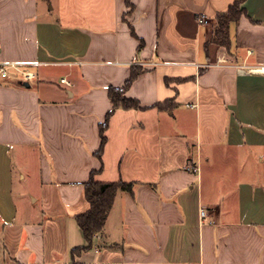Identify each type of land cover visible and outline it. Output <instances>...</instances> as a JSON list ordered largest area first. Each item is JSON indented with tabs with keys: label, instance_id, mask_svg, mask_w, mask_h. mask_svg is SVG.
Wrapping results in <instances>:
<instances>
[{
	"label": "crops",
	"instance_id": "1",
	"mask_svg": "<svg viewBox=\"0 0 264 264\" xmlns=\"http://www.w3.org/2000/svg\"><path fill=\"white\" fill-rule=\"evenodd\" d=\"M237 1L0 0V62L36 74H0V264H264V75L216 65L264 66V0L212 43ZM93 171L133 191L74 257Z\"/></svg>",
	"mask_w": 264,
	"mask_h": 264
},
{
	"label": "trees",
	"instance_id": "2",
	"mask_svg": "<svg viewBox=\"0 0 264 264\" xmlns=\"http://www.w3.org/2000/svg\"><path fill=\"white\" fill-rule=\"evenodd\" d=\"M245 0H239L233 4L226 13L219 14V25L214 33L212 43L221 45L231 50V38L229 33L230 24L240 19L243 9L241 5ZM128 5L131 6L128 1ZM133 35L138 37L133 30ZM139 38V37H138ZM139 49H142L144 42L140 39ZM139 71L136 68L133 69L130 79L126 82L125 86L121 89L110 88L109 97L113 103V109L109 112L106 122L101 125V137L102 146L98 152V156L101 157L104 151L105 144L107 142L106 130L112 114L118 108L123 109H140L139 101L128 98L125 96L127 90L132 86L139 75ZM160 109L169 108L166 105H159ZM97 171H93L91 178L85 184V195L90 203V210L82 215L76 217L79 227L81 228L86 240V245L73 249V256L80 255L82 252L93 248L95 237L100 234L107 222L109 213L111 212L117 192L119 190L133 191L132 183H125L123 181L118 182H101L96 179Z\"/></svg>",
	"mask_w": 264,
	"mask_h": 264
},
{
	"label": "built area",
	"instance_id": "3",
	"mask_svg": "<svg viewBox=\"0 0 264 264\" xmlns=\"http://www.w3.org/2000/svg\"><path fill=\"white\" fill-rule=\"evenodd\" d=\"M198 23L200 25H206L209 23L208 19L204 15H200L198 17ZM218 27V24H217ZM1 48V43H0ZM251 54V51L249 52ZM23 64L15 63V62H0V74L3 78H9L10 73L12 70H15L17 72H21L26 80H33L36 78V74L34 72H31L29 70H22ZM218 66H233L237 69L240 73H249V74H262L264 75V66L259 67H253V66H247V65H234L229 63L225 59H219L217 64ZM65 85H70V82L65 78L61 81ZM208 213L206 210H201V219L204 222V220L207 218Z\"/></svg>",
	"mask_w": 264,
	"mask_h": 264
}]
</instances>
